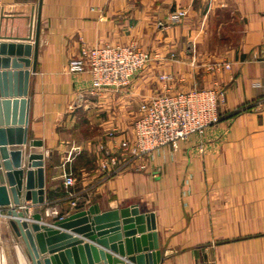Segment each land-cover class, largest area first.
<instances>
[{"label": "crops", "instance_id": "0c3cea01", "mask_svg": "<svg viewBox=\"0 0 264 264\" xmlns=\"http://www.w3.org/2000/svg\"><path fill=\"white\" fill-rule=\"evenodd\" d=\"M179 7L185 17L170 22ZM38 19L27 97L28 136L44 151L42 221L135 204L155 213L157 264H264V0H0L1 33L27 36ZM131 42L158 56L125 87L92 94L89 73L68 68L82 45ZM212 86L225 89L219 123L115 172L101 167L104 154L133 136L141 101ZM28 154L26 146L24 173ZM68 169L76 178L70 189L63 181ZM0 239V264H30L4 216ZM63 241L44 254L66 256L77 246Z\"/></svg>", "mask_w": 264, "mask_h": 264}, {"label": "water", "instance_id": "95a60500", "mask_svg": "<svg viewBox=\"0 0 264 264\" xmlns=\"http://www.w3.org/2000/svg\"><path fill=\"white\" fill-rule=\"evenodd\" d=\"M39 25L38 19L33 31L31 29L30 34L23 37L0 32V38L3 39L0 40L1 214L7 218L11 233L22 245L30 264H157L160 250L157 248L154 211L140 212L135 204L102 213L90 207L77 209L51 223L41 219L40 211L46 200L44 151L36 149L41 145V140L30 139L28 136L27 97L30 73L36 69ZM14 38L29 42L10 40ZM26 146L29 154L28 167L24 173L22 163ZM28 199L34 204L32 210L26 203ZM120 216L123 217L124 239L120 232ZM65 229L83 233L93 243ZM146 229L148 233H144ZM137 230L141 232L139 236L134 235ZM148 238L154 240L147 247ZM60 239L64 240L61 244L71 242L77 246L66 250V256L63 252L60 256L45 255L44 252L48 250L53 252L58 249L59 244L54 242ZM123 242L126 251L123 250ZM141 242L143 248L139 245ZM148 248L146 253L141 251ZM125 254L128 255L126 260L120 257Z\"/></svg>", "mask_w": 264, "mask_h": 264}, {"label": "built area", "instance_id": "2783aa9c", "mask_svg": "<svg viewBox=\"0 0 264 264\" xmlns=\"http://www.w3.org/2000/svg\"><path fill=\"white\" fill-rule=\"evenodd\" d=\"M186 12L182 7L174 9L170 22L181 21ZM157 56V53L133 42L82 45L78 54L69 60L68 68L73 72L87 71L90 75V92L100 94L108 89L129 85L134 75ZM222 66L229 68L230 63L225 61ZM159 78L166 82L171 75L160 73ZM224 100L225 89L212 86L175 92L166 90L141 101L139 115L133 122V136L122 139L115 151L104 154L101 167L115 172L166 144H176L193 133H203L207 127L219 123L220 105ZM74 149H79V145ZM138 167L145 168V162L139 163ZM75 180L73 171L68 169L64 173V185L70 189Z\"/></svg>", "mask_w": 264, "mask_h": 264}, {"label": "rangeland", "instance_id": "374dc122", "mask_svg": "<svg viewBox=\"0 0 264 264\" xmlns=\"http://www.w3.org/2000/svg\"><path fill=\"white\" fill-rule=\"evenodd\" d=\"M2 238L4 239V237L2 236ZM0 241H1V239H0ZM0 244H1V242H0ZM16 259V258H15ZM15 261V260H14ZM10 264H16V262H11Z\"/></svg>", "mask_w": 264, "mask_h": 264}]
</instances>
